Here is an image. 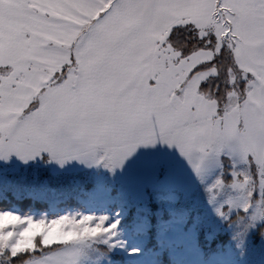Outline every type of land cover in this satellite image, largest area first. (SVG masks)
Segmentation results:
<instances>
[{"label":"snow or ice","instance_id":"6c2138e0","mask_svg":"<svg viewBox=\"0 0 264 264\" xmlns=\"http://www.w3.org/2000/svg\"><path fill=\"white\" fill-rule=\"evenodd\" d=\"M0 264H264V0H0Z\"/></svg>","mask_w":264,"mask_h":264},{"label":"trees","instance_id":"16d2710c","mask_svg":"<svg viewBox=\"0 0 264 264\" xmlns=\"http://www.w3.org/2000/svg\"><path fill=\"white\" fill-rule=\"evenodd\" d=\"M60 206L63 207L64 205L61 204Z\"/></svg>","mask_w":264,"mask_h":264}]
</instances>
